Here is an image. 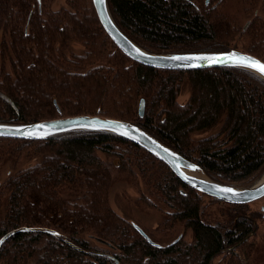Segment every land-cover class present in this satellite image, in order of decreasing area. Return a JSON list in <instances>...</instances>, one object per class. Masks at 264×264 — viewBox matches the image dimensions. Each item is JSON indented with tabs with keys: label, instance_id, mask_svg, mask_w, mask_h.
<instances>
[{
	"label": "trees",
	"instance_id": "1",
	"mask_svg": "<svg viewBox=\"0 0 264 264\" xmlns=\"http://www.w3.org/2000/svg\"><path fill=\"white\" fill-rule=\"evenodd\" d=\"M108 2L121 30L153 53L223 51L236 35L197 0ZM68 4L52 11L45 0H0V122L101 115L139 126L219 182L246 184L264 169L262 78L233 67L168 71L135 63L102 29L91 0ZM74 42L84 53L67 52ZM186 88L189 98L180 103ZM206 132L212 134L193 137ZM24 161L0 187V238L21 227L59 235L16 233L0 248V264H213L222 256L224 264H256L246 205L216 222L202 208L205 194L121 136L85 130L41 140L0 137V172ZM118 182L137 188L144 210H166L164 232L183 224L191 242L150 244L110 206ZM88 236L112 247H96Z\"/></svg>",
	"mask_w": 264,
	"mask_h": 264
},
{
	"label": "water",
	"instance_id": "2",
	"mask_svg": "<svg viewBox=\"0 0 264 264\" xmlns=\"http://www.w3.org/2000/svg\"><path fill=\"white\" fill-rule=\"evenodd\" d=\"M37 1L39 4L41 3V0ZM92 4L102 29L113 44L135 63L168 71H194L219 67L241 68L256 74L264 80V74L249 67L238 66L237 62L230 59V57L235 54L239 57H250L261 63L264 62L251 54L236 49L209 53H153L147 51L121 30L112 15L108 0H92ZM173 57H179L180 59H173ZM214 60L218 62H213ZM145 105V100L142 99L139 105L140 117L144 116ZM40 125L45 127L40 128ZM85 130L113 133L131 141L164 162L185 185L218 201L232 205H247L264 198V179L249 187H240L213 180L197 164L187 160L144 129L128 121L101 115H78L30 124L0 122V137L23 140H41L57 134ZM222 189H232L233 192H225ZM262 211L264 212V207H262ZM133 226L150 244L160 246L142 228L135 224ZM19 232H44L59 235L57 231L49 228L21 227L1 237L0 248L7 239ZM179 238L174 242H177ZM95 239L108 247H112L99 238ZM70 244L73 246L72 243ZM114 260L116 264H119L115 258Z\"/></svg>",
	"mask_w": 264,
	"mask_h": 264
},
{
	"label": "rangeland",
	"instance_id": "3",
	"mask_svg": "<svg viewBox=\"0 0 264 264\" xmlns=\"http://www.w3.org/2000/svg\"><path fill=\"white\" fill-rule=\"evenodd\" d=\"M48 3L50 10L57 11L62 8H69V0H45ZM92 1V0H91ZM204 0H199L198 3H202L201 7L204 6ZM93 5V4H92ZM94 8V7H93ZM228 14L233 15V22L236 24L232 27L236 31V35L234 36L232 41H228L227 47L224 48L223 51H228L230 49H238L243 51L245 49L250 48L251 51L259 52L261 57L260 59L264 61V9H259L257 12L252 13H242L240 11H236L233 9ZM95 11V10H94ZM257 16V20L255 24L258 25L255 28V32H257V39L250 37L248 34H243L240 38L239 29H241L242 25L246 23V20L250 17ZM259 27V28H258ZM221 29V25L219 26ZM250 32V31H249ZM254 32V33H255ZM226 42V41H225ZM113 43V42H112ZM116 47V46H115ZM117 48V47H116ZM118 49V48H117ZM148 51V50H147ZM67 52H74L76 54L84 53V48L82 44L78 42H74L68 47ZM211 52V51H209ZM207 52V53H209ZM220 52V51H213ZM245 52V51H243ZM200 53V52H199ZM206 53V52H203ZM189 98L188 89H184L178 98L180 103L185 102ZM217 131L214 130L213 133ZM212 134V132H206L202 134L193 135L195 140L202 139L208 137ZM28 161L22 162L18 167L12 165V163H8L3 167L0 172V187L3 185L5 180L15 174L19 169H23L26 167ZM205 172V171H204ZM205 174L210 177L206 172ZM264 176V169L260 171V173L255 176L250 182L246 184H231L240 187H249L255 184L260 178ZM211 178V177H210ZM213 179V178H212ZM214 180V179H213ZM225 183V182H223ZM230 184V183H226ZM140 197L137 188L130 182H118L114 185L111 190L109 196V203L112 209L121 217L127 219L130 223L135 224L142 228L148 236L160 246H167L174 243L179 237V240H183L186 244L190 243L193 238V233L190 229H187L183 224L178 226L173 233H166L163 230L162 222L164 220L165 209H146L144 210L141 206L137 205L138 198ZM234 205L228 204L222 201H218L212 197L205 196L203 200V210L205 215L210 216L216 222L221 221L224 222L227 220L226 216ZM262 207H264V198L257 200L253 203L247 204L246 209L247 213L252 217L254 223V232L255 236L249 239V243H254L258 250L256 253L254 252V261L256 264H264V212L262 211ZM89 237V236H88ZM92 241V245L99 247L101 249H108L109 247L105 244H102L96 241L95 238H90ZM178 240V241H179ZM213 264H224V258H217Z\"/></svg>",
	"mask_w": 264,
	"mask_h": 264
},
{
	"label": "flooded vegetation",
	"instance_id": "4",
	"mask_svg": "<svg viewBox=\"0 0 264 264\" xmlns=\"http://www.w3.org/2000/svg\"><path fill=\"white\" fill-rule=\"evenodd\" d=\"M203 3L208 13L220 15L223 19L228 21V24L230 25H235L236 23L232 20L233 15L228 14L231 11L229 9L240 11L242 13H252L259 11V9H264V0H204ZM201 4L198 3L199 7L201 6ZM257 19V16H255L250 17L246 20V23H244L241 29H239L240 38L243 34L249 35V31H251V29H253L254 27L258 26L255 24L256 21H259Z\"/></svg>",
	"mask_w": 264,
	"mask_h": 264
},
{
	"label": "snow or ice",
	"instance_id": "5",
	"mask_svg": "<svg viewBox=\"0 0 264 264\" xmlns=\"http://www.w3.org/2000/svg\"><path fill=\"white\" fill-rule=\"evenodd\" d=\"M173 59H180V58L179 57H173ZM230 59H232L233 61H236L238 66L249 67V68L256 70L257 72H259L261 74H264V63H261L260 61L253 60L250 57H248V58L239 57V56H236L235 54H232ZM213 62H218V61L214 60ZM39 127L43 128L45 126L40 125ZM222 191L233 192L232 189H222ZM233 194L235 195V193H233Z\"/></svg>",
	"mask_w": 264,
	"mask_h": 264
},
{
	"label": "bare ground",
	"instance_id": "6",
	"mask_svg": "<svg viewBox=\"0 0 264 264\" xmlns=\"http://www.w3.org/2000/svg\"><path fill=\"white\" fill-rule=\"evenodd\" d=\"M197 175H199V174H197ZM263 179H264V176H262V178H261V179H259V180H258V182H259V181H261V180H263Z\"/></svg>",
	"mask_w": 264,
	"mask_h": 264
}]
</instances>
